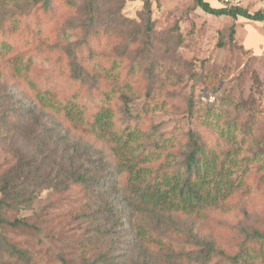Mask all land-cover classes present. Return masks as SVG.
Returning a JSON list of instances; mask_svg holds the SVG:
<instances>
[{
  "label": "rangeland",
  "instance_id": "rangeland-1",
  "mask_svg": "<svg viewBox=\"0 0 264 264\" xmlns=\"http://www.w3.org/2000/svg\"><path fill=\"white\" fill-rule=\"evenodd\" d=\"M67 1L71 0H51L49 10L41 12L37 8L40 2L43 5L41 0H0V23L8 21L10 41L17 47L16 52L31 60L32 82L54 90L61 99H68L77 90L59 75V68L52 65L49 58L61 56V44L65 36L71 34V24H75L83 36L96 30L97 47L106 50L109 57L119 56L124 79L131 77L134 82L133 102L117 110L114 119L119 133L130 126L131 131L140 136L136 143H130L132 157L141 149L149 159L156 158L157 154L164 153V138L169 140L168 154L171 152L181 160L182 146L190 128L201 131L205 148L223 153L222 159L229 152L240 151L239 156H233L243 160L234 169V179L240 183L234 197L200 216L188 218L186 223L181 222L179 227H183L185 235L175 230L170 235L156 230L153 234L156 250H159V242L174 244L173 248L179 250L187 238L186 229H194L200 238L215 241L217 248L229 258H233L245 242L256 247L254 240L247 236L254 230L264 233V23L216 18L197 8L195 0H153V31L147 35L143 0H97L94 4L91 0H73L76 7L73 11L65 6ZM206 2L214 8L239 6L250 13L264 10V0ZM91 10L95 15L92 23ZM232 25L236 28V47L227 44L218 48L219 33ZM49 44L60 47L51 48ZM21 45H26V49ZM132 68L137 71L131 72ZM5 76L0 77V176L17 164L21 151L29 149L39 160L48 155L56 156L51 153L56 149L54 139L38 143L40 138L42 140L39 133L45 131L38 122L34 125L36 115L26 117L19 113L7 126L4 123L8 111L26 103L13 89L25 92L24 82L10 74ZM147 88L153 93L148 99L145 97ZM137 90L141 93L139 97ZM190 97L196 102L191 119L188 117ZM202 104L210 107H202ZM39 119L53 128L46 121L48 116ZM249 120L252 129L248 130L245 144L243 124ZM233 123L238 125L237 132L232 127L233 134L228 138V131L221 138L222 127L228 130L227 126ZM74 134L98 149L93 159L106 170L104 190H112V181L127 183V174L119 171L121 161L103 156L102 151L109 152L106 144L98 143L82 130ZM53 136L57 138L56 134ZM154 139L157 147L152 144ZM140 141L143 144L138 148ZM61 154L58 152V156ZM256 155H259L257 161H248ZM159 162L154 161L148 168L156 167ZM35 194L34 209L2 211L10 222L23 220L29 226L0 225V264H62L61 258L67 264L97 262L102 249L101 238L93 237L96 226L93 228L85 210L88 205H99L101 194L89 196L78 186L67 190L39 189ZM116 206V217L121 218L123 225L113 228L117 232L112 233V240H107L112 243L111 250L105 254L106 261L102 264H160L156 257L146 261L143 252L136 253L133 226L139 218L132 216L119 202ZM105 218L109 223V217L105 215ZM117 253L125 256L120 260L114 258L116 263L112 262L110 258ZM221 264L228 263L222 261Z\"/></svg>",
  "mask_w": 264,
  "mask_h": 264
},
{
  "label": "trees",
  "instance_id": "trees-1",
  "mask_svg": "<svg viewBox=\"0 0 264 264\" xmlns=\"http://www.w3.org/2000/svg\"><path fill=\"white\" fill-rule=\"evenodd\" d=\"M41 1L43 5L41 2L37 5L38 11L49 10L51 0ZM72 1L65 3L69 11L76 8ZM95 1L97 0H91V4ZM152 1L143 0L144 12L147 16L145 26L147 35L153 31ZM195 4L205 14L216 18L224 17L234 21L242 18L257 24L264 23V10L250 13L239 6L214 8L206 0H195ZM91 7L93 8V5ZM119 12L120 10L117 13ZM92 22H95V15L91 10L90 23ZM7 23L8 21L0 23V77L10 74L14 79L24 82L25 92L15 87L13 89L26 103L22 107L8 111L4 115V123L7 126L10 119L19 113H23L26 117H30L29 114L36 115L38 120L34 119V125L37 126L38 122L39 126H44L45 131L39 133L42 140L40 138L38 143L54 139L56 149L51 153L56 156L48 155L39 160L31 150L21 151L22 153L17 156V164L0 176V225L29 226L23 220L10 222L3 217L2 211L34 209L37 200L35 191L67 190L71 186H78L89 196L101 194L102 198L101 200L98 198L99 205H88L85 210V215L90 219L93 228L96 226L93 237L101 238L100 257L97 262L94 261V264H102L106 261L105 254L111 250L112 245L107 243V240H112V233L117 232L113 228L117 229L123 225L121 218L116 217L118 202L129 210L132 216L139 218V222L136 221L133 226V242L136 253L143 252V259L146 261L156 257L164 264H221L222 261L228 264H264V233L258 230L247 236L254 240L257 246L252 247L250 242H245L243 248L240 247L233 258H229L217 248L215 241L200 238L194 229L191 231L186 229L187 238L180 244L179 250L173 248L176 247L174 244L166 242H159V250H156V240L153 236L156 230L168 235L175 230L185 235L183 227H179L181 222L186 223L188 218L200 216L206 210L234 197L237 189L240 188L237 178L234 179V169L243 162L242 159H235L240 154L239 150L234 154L227 153L222 159L223 153L218 154L205 148L206 143L201 131L190 128L186 134V143L182 146L181 160H177L171 152L168 154L169 140L164 138L166 145L164 153L157 154L156 158L149 159L141 149L140 153L137 152L135 155L133 153L132 157L131 144L136 143L140 136L131 131L130 126L119 133L114 119L117 110H121L122 107L127 108L133 102L134 82L131 77L128 80L124 79L119 56L109 57L106 50L102 51L97 47L96 30L83 36V32L77 30L75 24H71L69 28L71 34L65 36L64 44H61V58H49L52 65L59 68V75L69 80L77 90L68 99H61L54 90L38 87L31 81L33 64L20 52H16L17 47L10 41L11 34ZM235 37L236 28L232 25L219 33L218 48L222 49L227 44L236 47ZM49 45L51 48L60 47L59 44ZM21 46L26 49V45ZM135 70L132 68L130 71L135 72ZM150 75L153 76V73L151 72ZM145 91V97L150 98L153 94L152 89L147 88ZM87 92L89 94H86ZM29 93H32V96ZM136 94L138 97L141 95L138 90ZM195 106V100L190 97L188 100L190 119L194 116ZM201 106L210 107L203 104ZM45 116L49 117L46 121L53 125L52 129L39 119H44ZM237 126L234 123L230 124L229 127L227 126L228 130L222 127L219 136L224 138L229 131V138L233 134L232 127H235L234 131L237 132ZM251 127L250 120L243 124L245 144V137ZM239 129L242 131L241 128ZM79 130L87 133L98 143L107 145L109 152L102 151L104 157L121 161L118 167L121 174H127L126 184L118 180L112 181V190L110 192L108 189L104 190L103 180L106 170L99 167L98 162L93 159V153L98 149L85 142L83 137L77 138L74 133ZM53 134L57 135L56 139ZM155 139L152 143L154 146L157 145ZM142 144L143 142L140 141L138 148ZM58 152L62 154L58 156ZM125 155L127 156L124 157ZM104 157L103 160L106 162ZM258 157L259 155H256L248 161H257ZM157 160L160 162L156 167L148 168L149 164ZM108 162L111 165L110 160ZM105 215L109 217V223L105 222ZM14 250L20 254L19 251ZM124 256L117 253L110 260L115 262L114 258L120 260ZM60 261L62 264H67L63 258Z\"/></svg>",
  "mask_w": 264,
  "mask_h": 264
}]
</instances>
